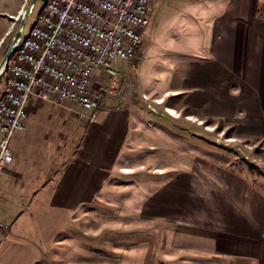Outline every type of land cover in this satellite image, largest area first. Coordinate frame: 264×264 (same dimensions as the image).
<instances>
[{
  "label": "crops",
  "instance_id": "0c3cea01",
  "mask_svg": "<svg viewBox=\"0 0 264 264\" xmlns=\"http://www.w3.org/2000/svg\"><path fill=\"white\" fill-rule=\"evenodd\" d=\"M164 17L161 39L175 40L178 50L165 47V52L177 53V59L162 70H169L176 83L155 96L163 104L174 95L180 100L178 107L167 109L174 118L187 111L194 120L214 127L219 122L229 125L234 138L262 145L264 160V0H163L156 28ZM127 98L112 99L109 105L104 101L114 111L100 115H109L110 122L128 108L132 112L136 99ZM34 102L32 110L53 107ZM32 110L26 133L35 120L43 119ZM94 124L82 123L88 131L83 142L93 143V151L105 137L103 130H92ZM64 134V129L43 130L41 155L30 157L26 164L19 160L20 146H15L18 152L12 153L0 178V223L9 227L0 228V264H51L63 257L67 237L79 232V223L88 215L86 205L104 183L87 170V155L78 152L56 164L54 148ZM231 188L236 193L225 198L222 212L203 217L204 225L202 221L192 228H176L171 247L161 246L160 264H264V201L248 187L232 183ZM188 214L194 223L200 217ZM161 241L168 243L165 236Z\"/></svg>",
  "mask_w": 264,
  "mask_h": 264
},
{
  "label": "rangeland",
  "instance_id": "374dc122",
  "mask_svg": "<svg viewBox=\"0 0 264 264\" xmlns=\"http://www.w3.org/2000/svg\"><path fill=\"white\" fill-rule=\"evenodd\" d=\"M31 2L0 0V66ZM162 3L157 0L153 6L135 62L119 65L121 74L116 78H103L105 104L121 97L136 100L132 112L127 107L123 114H115V120L108 122L109 115L105 114L98 117L92 130H103L105 137H101V144L94 151L90 149L93 143L83 142L88 131L75 114L77 108L68 103L31 109V114L39 113L43 119L35 120L27 133H16L11 139V152L15 155V146L19 145V160L26 164L30 157L41 155L38 153L44 143L39 136L43 130L64 129L58 149L54 148L56 164L79 152L83 157L87 155V170L104 180L93 201L86 205L88 215L78 225L80 234L76 231L67 237L63 257L51 264H127L130 260L133 264H147L150 260L160 264L161 246L171 247L176 228L199 226L203 217L222 212L225 198H233L236 193L232 183L255 190L264 201L262 145L234 138L233 128L223 122L214 127L211 122L194 120L187 111H175L178 117L174 118L167 109L178 107L180 100L175 95L165 104L157 103L161 99L155 95L176 83L171 72L162 68L177 59V53L165 52V47L172 52L178 50L175 40L161 39L166 17L156 28L155 18ZM42 7L39 0L26 29L37 20ZM4 77L0 80V94ZM61 118L68 122L63 123ZM188 213L200 217L194 223L191 217L187 218ZM164 236L168 243H162Z\"/></svg>",
  "mask_w": 264,
  "mask_h": 264
},
{
  "label": "built area",
  "instance_id": "2783aa9c",
  "mask_svg": "<svg viewBox=\"0 0 264 264\" xmlns=\"http://www.w3.org/2000/svg\"><path fill=\"white\" fill-rule=\"evenodd\" d=\"M154 1L43 3L37 17L40 25L32 24L25 30L7 67L12 82H5L4 77L0 94V178L13 160L11 139L27 130L34 101L73 105L85 127L96 123L102 112L114 111L104 105L103 78H116L121 74L119 65L135 62ZM0 228L9 227L0 223Z\"/></svg>",
  "mask_w": 264,
  "mask_h": 264
},
{
  "label": "water",
  "instance_id": "95a60500",
  "mask_svg": "<svg viewBox=\"0 0 264 264\" xmlns=\"http://www.w3.org/2000/svg\"><path fill=\"white\" fill-rule=\"evenodd\" d=\"M38 1L39 0H32L30 6L28 7V9L25 11V13L23 15V18H22V21H21V27H20V29L18 30L16 36L13 39V42L11 44V47H10L8 53H7L6 58L4 59L3 63L0 66V80L3 78V76L5 75V73L7 71V67H8V65H9V63H10L12 57H13V54H14V51H15V47H16L17 43L19 42L20 38L22 37L23 33L25 32L28 18L30 16V14L32 13L33 8H34V6L36 5V3ZM40 1L42 3L46 2V0H40Z\"/></svg>",
  "mask_w": 264,
  "mask_h": 264
},
{
  "label": "bare ground",
  "instance_id": "6f19581e",
  "mask_svg": "<svg viewBox=\"0 0 264 264\" xmlns=\"http://www.w3.org/2000/svg\"><path fill=\"white\" fill-rule=\"evenodd\" d=\"M25 12H23L22 16L24 15ZM33 25H40V18H37V20L33 23ZM5 82H12V73H6L5 74ZM157 103H162L161 101Z\"/></svg>",
  "mask_w": 264,
  "mask_h": 264
},
{
  "label": "trees",
  "instance_id": "16d2710c",
  "mask_svg": "<svg viewBox=\"0 0 264 264\" xmlns=\"http://www.w3.org/2000/svg\"><path fill=\"white\" fill-rule=\"evenodd\" d=\"M3 82H4V80H3Z\"/></svg>",
  "mask_w": 264,
  "mask_h": 264
}]
</instances>
